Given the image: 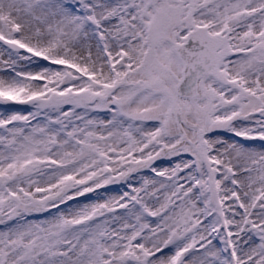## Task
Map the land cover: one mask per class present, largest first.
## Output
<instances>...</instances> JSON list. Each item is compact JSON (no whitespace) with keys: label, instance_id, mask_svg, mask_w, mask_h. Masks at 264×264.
<instances>
[{"label":"snow or ice","instance_id":"obj_1","mask_svg":"<svg viewBox=\"0 0 264 264\" xmlns=\"http://www.w3.org/2000/svg\"><path fill=\"white\" fill-rule=\"evenodd\" d=\"M0 264H264V0H0Z\"/></svg>","mask_w":264,"mask_h":264}]
</instances>
